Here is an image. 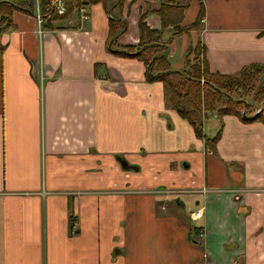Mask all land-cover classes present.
<instances>
[{"label":"crops","instance_id":"1","mask_svg":"<svg viewBox=\"0 0 264 264\" xmlns=\"http://www.w3.org/2000/svg\"><path fill=\"white\" fill-rule=\"evenodd\" d=\"M108 1L51 29L14 11L0 33V264H264V123L224 116L214 153L114 52L145 15L174 68L200 45L210 72L236 74L264 64V0ZM111 16L127 21L113 49Z\"/></svg>","mask_w":264,"mask_h":264},{"label":"trees","instance_id":"2","mask_svg":"<svg viewBox=\"0 0 264 264\" xmlns=\"http://www.w3.org/2000/svg\"><path fill=\"white\" fill-rule=\"evenodd\" d=\"M102 2L107 10L112 6L108 0H66L67 13L59 15L48 8L49 0H1L0 1V33L12 25L14 11H21L30 15L36 14L37 3L42 16V27L51 29L52 23L69 18L74 11L84 5ZM120 3V2H118ZM169 3H163L159 9L163 25L180 27L181 12L176 21L171 17ZM110 13V11H109ZM204 17V6L200 2V12L196 22L186 26L185 30L196 27ZM111 16V45L112 49L118 36L127 28L125 19ZM164 29L152 30L145 22V15L140 19V42L135 47H126L115 51L120 55L137 58L146 65V80L148 82L160 81L164 87L166 104L177 111L194 128L198 139L204 140L207 149L214 153L217 143L224 129L223 117L234 115L245 123L262 121L264 123V64L252 63L244 66L236 74H221L210 72L207 63L200 59L202 49L200 45L189 47L185 54V67L176 69L168 59V49L162 40ZM110 45V47H111ZM258 104V106H256ZM261 111L256 119L254 116ZM217 117L220 126L217 133L210 137L204 131L205 122L210 117Z\"/></svg>","mask_w":264,"mask_h":264},{"label":"built area","instance_id":"3","mask_svg":"<svg viewBox=\"0 0 264 264\" xmlns=\"http://www.w3.org/2000/svg\"><path fill=\"white\" fill-rule=\"evenodd\" d=\"M38 2V0H37ZM48 8L50 11H53L59 15H64L67 13V3L66 0H49V4H48ZM80 11L82 12V19L86 20L88 18V14L86 13V10L84 7L80 8ZM36 15L38 18V21L40 23V26L42 24V16L40 13V8H39V4L37 3V11H36ZM40 34L42 33L41 29H40ZM194 219H198L201 216V212L197 211L194 214H192Z\"/></svg>","mask_w":264,"mask_h":264},{"label":"flooded vegetation","instance_id":"4","mask_svg":"<svg viewBox=\"0 0 264 264\" xmlns=\"http://www.w3.org/2000/svg\"><path fill=\"white\" fill-rule=\"evenodd\" d=\"M197 211H200V212H201L202 210H197ZM197 211L192 212V214H194V213L197 212ZM201 214H202V212H201ZM192 217H193V215H192ZM200 217H201V216H200ZM200 217H199V218H200ZM193 218H194V217H193ZM199 218H198V219H199ZM196 220H197V219H196Z\"/></svg>","mask_w":264,"mask_h":264},{"label":"water","instance_id":"5","mask_svg":"<svg viewBox=\"0 0 264 264\" xmlns=\"http://www.w3.org/2000/svg\"><path fill=\"white\" fill-rule=\"evenodd\" d=\"M260 111H261V109L258 111V114H256V115L254 116V119H256V118L258 117Z\"/></svg>","mask_w":264,"mask_h":264},{"label":"rangeland","instance_id":"6","mask_svg":"<svg viewBox=\"0 0 264 264\" xmlns=\"http://www.w3.org/2000/svg\"><path fill=\"white\" fill-rule=\"evenodd\" d=\"M256 106H258V104H257ZM258 108H259V107H258ZM260 109H261V108H259V109L257 110V112H258ZM194 211H196V210H194ZM194 211H193V212H194ZM196 236H197V234H196Z\"/></svg>","mask_w":264,"mask_h":264}]
</instances>
